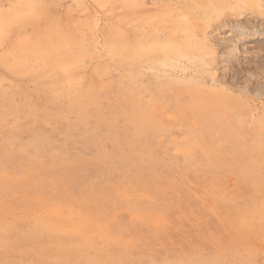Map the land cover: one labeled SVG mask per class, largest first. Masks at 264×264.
Here are the masks:
<instances>
[{
	"label": "rangeland",
	"instance_id": "374dc122",
	"mask_svg": "<svg viewBox=\"0 0 264 264\" xmlns=\"http://www.w3.org/2000/svg\"><path fill=\"white\" fill-rule=\"evenodd\" d=\"M0 264H264V0H0Z\"/></svg>",
	"mask_w": 264,
	"mask_h": 264
},
{
	"label": "bare ground",
	"instance_id": "6f19581e",
	"mask_svg": "<svg viewBox=\"0 0 264 264\" xmlns=\"http://www.w3.org/2000/svg\"><path fill=\"white\" fill-rule=\"evenodd\" d=\"M252 30H254V29H252ZM257 32H259V31H257ZM261 34H263V33H261ZM109 53V52H108ZM183 92V91H182ZM208 93V92H207ZM229 124V123H228ZM230 125V124H229ZM238 135V134H237ZM205 145V144H204ZM15 181V180H14ZM21 182V181H20ZM23 182V181H22ZM11 184V183H10ZM30 188V187H29ZM236 213V212H235ZM236 215V214H235ZM50 220H52V219H50ZM45 221H46V219H45ZM44 221V222H45ZM56 224V223H55ZM50 225V224H49ZM53 226V225H52ZM47 228H49V227H47ZM44 230H45V228H44ZM19 235V234H18Z\"/></svg>",
	"mask_w": 264,
	"mask_h": 264
}]
</instances>
